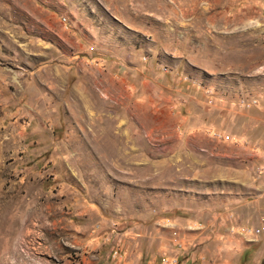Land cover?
<instances>
[{
	"label": "rangeland",
	"instance_id": "374dc122",
	"mask_svg": "<svg viewBox=\"0 0 264 264\" xmlns=\"http://www.w3.org/2000/svg\"><path fill=\"white\" fill-rule=\"evenodd\" d=\"M240 3L0 0V264H264V0Z\"/></svg>",
	"mask_w": 264,
	"mask_h": 264
},
{
	"label": "crops",
	"instance_id": "0c3cea01",
	"mask_svg": "<svg viewBox=\"0 0 264 264\" xmlns=\"http://www.w3.org/2000/svg\"><path fill=\"white\" fill-rule=\"evenodd\" d=\"M256 2L257 0H246V2H244L243 0H241V3L239 5V7H236L235 9L237 10V12L241 11L242 7L245 9H247V7L250 6L249 2ZM193 4H188L187 7V15L184 18L181 19H175V42H192L195 34H194V22L191 19V17L193 16ZM193 102V101H190ZM192 104V105H191ZM189 106H194L195 104L193 103H188ZM177 114L180 113L179 111L176 112ZM176 115V114H175ZM179 116V115H176ZM197 123H200L199 117L197 118V114L193 111H191L190 109L188 110V115H187V120L186 123L184 124V130H186L187 132H193L191 131L192 129H194L197 126ZM180 125H182V123H180Z\"/></svg>",
	"mask_w": 264,
	"mask_h": 264
}]
</instances>
